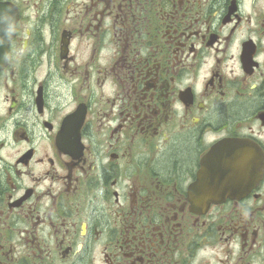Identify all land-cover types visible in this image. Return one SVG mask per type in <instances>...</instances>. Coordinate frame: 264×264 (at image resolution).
I'll use <instances>...</instances> for the list:
<instances>
[{
  "label": "flooded vegetation",
  "instance_id": "obj_1",
  "mask_svg": "<svg viewBox=\"0 0 264 264\" xmlns=\"http://www.w3.org/2000/svg\"><path fill=\"white\" fill-rule=\"evenodd\" d=\"M0 62V264H264V0H0Z\"/></svg>",
  "mask_w": 264,
  "mask_h": 264
},
{
  "label": "water",
  "instance_id": "obj_2",
  "mask_svg": "<svg viewBox=\"0 0 264 264\" xmlns=\"http://www.w3.org/2000/svg\"><path fill=\"white\" fill-rule=\"evenodd\" d=\"M3 62H0V71ZM216 147L205 159L199 175L200 199L204 205L249 192L262 175L260 152L254 144L235 143Z\"/></svg>",
  "mask_w": 264,
  "mask_h": 264
}]
</instances>
